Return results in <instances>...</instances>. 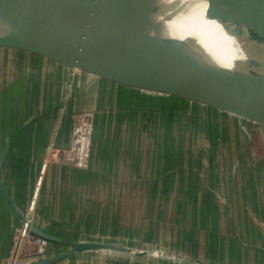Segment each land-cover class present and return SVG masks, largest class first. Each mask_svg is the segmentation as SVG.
Listing matches in <instances>:
<instances>
[{
	"label": "crops",
	"instance_id": "crops-1",
	"mask_svg": "<svg viewBox=\"0 0 264 264\" xmlns=\"http://www.w3.org/2000/svg\"><path fill=\"white\" fill-rule=\"evenodd\" d=\"M157 110L173 117L160 120ZM83 112L92 113L95 122L90 167L77 168L66 159L47 161L53 148H69L73 119ZM202 114L212 124L201 121L192 145L199 149L188 151L186 118L197 126L200 121L190 115L198 119ZM244 121L211 106L118 83L35 53L0 48V161L9 147L1 179L14 202L0 189V264H7L14 230L41 173L44 181L34 224L61 239L51 240L48 257L101 234L163 242L213 263L264 264V156L245 154L241 125L250 130L255 123ZM155 130L164 137L155 138ZM218 145L224 146L220 155L213 150ZM234 145L239 146L235 152ZM204 170L211 175L210 190L219 198L204 197L199 205L183 199L163 203V209L178 208L179 217L161 213V228L155 229V208L161 211L162 204L155 207L153 202L154 180H162V193L169 197L174 186L193 189L197 185L193 178L201 183ZM223 183L226 199L219 194ZM188 209L202 210V216H187ZM90 256L77 251L52 264H95ZM130 264L137 262L130 259Z\"/></svg>",
	"mask_w": 264,
	"mask_h": 264
},
{
	"label": "water",
	"instance_id": "water-1",
	"mask_svg": "<svg viewBox=\"0 0 264 264\" xmlns=\"http://www.w3.org/2000/svg\"><path fill=\"white\" fill-rule=\"evenodd\" d=\"M53 1L0 0V8L15 17L24 32L0 34V48L35 53L118 83L174 95L264 124V0H129L186 13L205 7L206 16L241 44L238 68H227L208 53L202 62L169 58L170 52L205 51L200 40L171 38L174 33L163 38L162 50L158 52L124 40L99 42L89 32L49 17L46 10ZM8 150L6 147L0 161V189L4 198L14 204L1 179V165ZM32 231L49 240H61L35 224ZM98 246L95 242L77 241L70 251L31 264H52L69 252Z\"/></svg>",
	"mask_w": 264,
	"mask_h": 264
},
{
	"label": "bare ground",
	"instance_id": "bare-ground-1",
	"mask_svg": "<svg viewBox=\"0 0 264 264\" xmlns=\"http://www.w3.org/2000/svg\"><path fill=\"white\" fill-rule=\"evenodd\" d=\"M205 13V7L186 13L129 0H54L46 10L57 23L89 32L102 43L124 40L158 52L162 50L163 38L176 33L183 39L200 40L223 66L237 67L236 61L242 56L241 44ZM107 30L110 35L106 36ZM0 34H24L17 19L2 8Z\"/></svg>",
	"mask_w": 264,
	"mask_h": 264
},
{
	"label": "rangeland",
	"instance_id": "rangeland-1",
	"mask_svg": "<svg viewBox=\"0 0 264 264\" xmlns=\"http://www.w3.org/2000/svg\"><path fill=\"white\" fill-rule=\"evenodd\" d=\"M174 36H178V34L174 33L170 37L173 38ZM204 50L205 51L196 49L191 52L190 51L189 52H184V51L170 52V55H168V57L172 59H180L183 61H188V59H192L194 61L202 62L206 60L204 56L205 53L206 54L208 53L209 55H211L206 49ZM157 111L158 113H160L158 115V117H160V120H165V115H168L171 118L173 117V113L171 112L166 111V114H165L164 111L162 110H157ZM155 117H156V112H155ZM197 117L198 119H195L192 115H190V118L194 120H198L197 122L200 121L199 124L201 125H197V126L192 125L190 122L191 119H188V117L186 118L187 131H189L188 133H190V136H188V133L186 135V145H187V142L191 143L190 146L187 145L188 151H190L191 148H194V149L196 148V150L199 149V146L192 147V145L195 144L197 130L199 131L202 127L201 121L209 122V124H212L205 114L198 115ZM209 118H211V116H209ZM249 122L255 123L254 124L255 126L250 130L244 125V123H243L244 126L241 125L245 133L244 135L246 137V140L243 144L244 148H247L245 154H250L248 156H251V154H254L255 156H258V155L264 156V124H261L258 122H252V121H249ZM74 124H75V117L73 119V128H74ZM225 125L226 123H223L224 127ZM227 127L229 128V126ZM204 128H207V126ZM224 132L225 131L223 130V133ZM154 136L155 138L164 137L163 133L158 130L154 131ZM93 138H94V135H93ZM243 141L244 140H241V143H243ZM229 145L231 146V144ZM252 145H253V150H252L253 152L251 151ZM237 147L239 146L234 145L232 147L236 149L233 152L237 151ZM213 150L215 151L217 155H220L222 154V152H224V146L222 145L214 146ZM225 150H226V147H225ZM205 165L208 166L209 164L206 162ZM203 172L204 173H202L201 183H199V181L194 180L193 178V182L197 184L193 187V189H190L189 187L183 186V185L180 186L179 188L174 186L173 187L174 192L171 193L169 197L165 196L162 193L163 184H159L162 180L160 178L154 180L155 181V185H154L155 193L153 194L152 199L155 204V207L157 204H160V203L162 204L161 211H159V208L158 209L155 208V215H154V220H153V225L155 229L161 228L160 227L161 221L158 220L159 214L168 212L169 216L172 218L179 217L180 211L178 208H172L171 210L170 209L168 210L169 208L168 207L167 209H163V203L168 202L169 204L170 203L174 204V203H177L179 200L183 199L184 201L186 200V202L189 203V205H191V203L193 202H198L197 205H199L201 202H203L204 197H206L210 201H214V199H212L211 196H214V198L216 197L219 198L215 194L216 191L210 190L211 175L209 174L208 170L207 171L204 170ZM188 179L189 178H187V180ZM221 187H222L223 192H220L219 194L224 199H226L228 196V191H227V187L225 183L221 184ZM252 197L254 198L253 200L256 199V195H252ZM202 212H203L202 210L188 209L186 211V215L191 216L193 213L195 214V216L201 217ZM204 212L209 213V210H204ZM139 229H141V227H139ZM142 235H145V234L142 233ZM115 238H117L115 237V235L91 234L89 236V239L87 241L95 242L99 244L98 248L91 249V250H85L86 252L90 253L91 255L90 257L93 259L95 264H130V259L134 262H137V264H219V263H213V262L207 261L203 257L192 255L190 253L185 254L183 252L178 251L172 245L163 244V242L150 243V242H144L143 240H140V239L138 240L121 239L120 240V239H115ZM76 252L77 251L69 252V255L67 257L72 256L73 253H76Z\"/></svg>",
	"mask_w": 264,
	"mask_h": 264
},
{
	"label": "built area",
	"instance_id": "built-area-1",
	"mask_svg": "<svg viewBox=\"0 0 264 264\" xmlns=\"http://www.w3.org/2000/svg\"><path fill=\"white\" fill-rule=\"evenodd\" d=\"M94 132L95 122L93 114L90 112L76 114L69 148L65 150L53 148V152L49 153L46 158L47 161L50 159H66L77 168H88L91 164ZM52 153L54 155L51 158ZM46 164L47 162H45ZM44 169L45 166L43 165L42 170ZM43 181L44 173H41L24 219L14 230L10 253L6 259L7 264H31L49 256L51 240L32 231L34 209Z\"/></svg>",
	"mask_w": 264,
	"mask_h": 264
}]
</instances>
